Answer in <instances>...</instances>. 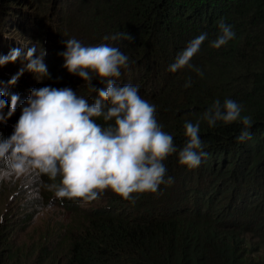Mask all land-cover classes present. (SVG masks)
<instances>
[{"label":"trees","instance_id":"1","mask_svg":"<svg viewBox=\"0 0 264 264\" xmlns=\"http://www.w3.org/2000/svg\"><path fill=\"white\" fill-rule=\"evenodd\" d=\"M48 1L0 0V32L19 29L15 15L24 2L28 8L40 9ZM59 3L54 12L58 24L48 17L50 28L39 24L41 31L36 32L26 27L29 35L41 37L40 47L47 52L50 78H43L48 85L38 79L37 88L70 87L93 102L97 93L62 66L64 59L58 53L70 38L86 46L118 47L129 57V68L122 69L118 83L139 86V95L156 106V119L173 136L178 150L187 140L185 121H199L207 158L188 169L179 164L178 154L168 156L163 161L165 180L171 177L174 182L160 185L156 194L134 193L135 203L111 190L87 206L79 200L55 198L72 214L56 232V241L46 234L30 243L18 235L37 212L33 215L21 208L26 213L0 215V264H264V0ZM221 21L232 27L235 36L216 49L210 45L220 34ZM117 33H128L132 39L112 40ZM201 33H207L208 39L191 64L203 76L188 67L168 71L178 53ZM23 35L28 34L14 35L15 41ZM17 47L0 40V56ZM6 66L1 67L7 71ZM189 78L191 86L186 88ZM10 79L8 72H0L1 86ZM92 84L97 89L105 86L97 78ZM26 91L25 96L30 92ZM226 98L240 103L241 115L252 118L250 139L244 142L236 140L244 127L239 121H218L209 127L202 119L215 100L223 103ZM96 120L105 125L102 118ZM0 136L9 135L5 131Z\"/></svg>","mask_w":264,"mask_h":264},{"label":"clouds","instance_id":"2","mask_svg":"<svg viewBox=\"0 0 264 264\" xmlns=\"http://www.w3.org/2000/svg\"><path fill=\"white\" fill-rule=\"evenodd\" d=\"M218 27L220 34L210 45L216 49L227 45L235 36L232 27L223 21ZM110 38L114 41L132 39L128 33H117ZM206 39L208 34L201 33L190 40L168 71L175 73L185 67L194 68L191 60ZM64 45L65 50L58 53L64 59L62 66L82 78L97 96L90 103L70 87L31 89L13 133L7 138L0 136V181L38 172L52 181L60 177L59 183L47 185L58 199L87 204L111 190L135 203L134 193L156 194L160 185L174 182L171 177L165 180L163 161L168 156L178 154L179 164L188 169L199 167L202 159L207 158L199 121H185L187 140L178 150L173 136L158 123L156 106L139 95V86L118 83L122 69L129 68V57L118 47L86 46L76 38L66 39ZM45 56L46 50L38 43L23 53L20 48H12L7 55L0 56V66L19 58L26 61L9 84H15L24 71L34 73L37 79L50 78ZM194 70L203 76L199 68ZM93 78L105 86L97 89L92 84ZM184 86H191L190 78ZM14 93H17L15 88ZM3 96L0 90V121L14 114L18 100V96L13 95L9 106ZM6 106L9 110L4 115L2 110ZM242 110V105L233 99L226 98L223 103L217 99L202 119L209 127H214L218 121L224 124L239 121L244 127L236 140L244 142L250 139L253 121L248 115L242 116ZM96 118H102L105 125L97 123ZM70 215L72 217L71 212Z\"/></svg>","mask_w":264,"mask_h":264},{"label":"rangeland","instance_id":"3","mask_svg":"<svg viewBox=\"0 0 264 264\" xmlns=\"http://www.w3.org/2000/svg\"><path fill=\"white\" fill-rule=\"evenodd\" d=\"M59 1L60 0H50V2H47L48 6L41 5L42 8L40 7V9L39 7H35V5L29 6L28 8V6L25 5L26 2H24L21 6L23 9L21 11L22 15L20 14L21 12L15 15L16 17L18 16L17 19H19V29L16 30L15 28H12L10 30H7L4 34L0 32V40H2V42H8L9 44H18L17 48H20L22 53L25 52L27 48L32 47L34 44L38 43L39 46H41V37H33L29 35L30 33L26 30V27L28 29L35 28L36 32L41 31V29H38L41 27L39 26V24L50 28L51 24H47L46 22L48 17L50 18V23L52 22V24L54 25L58 24V21H56L57 19H55L54 12L55 7H60ZM69 9L70 5H67L66 10ZM1 17L2 16L0 9V22H2L3 20ZM4 18L7 19L8 16H5ZM43 21H45L46 23ZM22 30L25 31L23 32ZM51 32L55 33L56 30L52 29ZM19 33H25L28 35H23L24 39L22 37L18 38L16 36L17 39L20 41L18 42L15 41L16 38L14 35H19ZM80 38H82V36ZM45 58L46 57H44V63L47 64L48 59L46 60ZM25 63L26 61H22V58H19L16 62L7 63V71L0 66V72H8V75L10 76V78H12L20 71L22 67H24ZM43 80V83L45 85H48L46 79ZM12 86H14L17 93L12 92ZM37 87L38 79L34 73L29 71H24L23 74L19 76L15 84H8L6 86L0 85V90L4 92V96L2 98L7 101L9 106L11 105L12 96H18L14 114L8 117L6 121H0V134H2L6 130L7 135L13 133L14 126L21 115V109L24 106L27 97L30 95V92L28 91H31V89ZM22 90H27L26 92L28 93L26 96L25 92H23ZM6 92L10 93L6 94ZM8 110L9 109L6 106L2 110L3 114L7 115ZM59 179L60 177L55 181H52L47 175H43L38 172H33L29 175L21 176L20 178L13 177L10 180L0 181L1 216H13L17 212H19V210L23 213H33V215L37 212L35 217L32 218L33 220L31 224L27 227H22L21 231L18 234L27 238L30 243L40 240V238L46 234L48 235V238L50 240L56 241V239L58 238L56 232H60L64 225L71 220L70 212L56 204V197L54 195V192L48 190L47 188V185L49 184L59 183ZM88 204L89 203L81 204V206H87ZM21 208L26 209V212ZM48 238L47 240H49Z\"/></svg>","mask_w":264,"mask_h":264}]
</instances>
